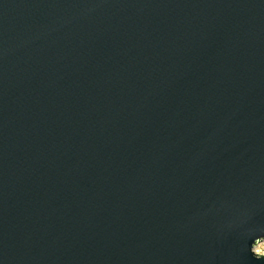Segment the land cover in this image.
Masks as SVG:
<instances>
[{
  "label": "water",
  "instance_id": "water-1",
  "mask_svg": "<svg viewBox=\"0 0 264 264\" xmlns=\"http://www.w3.org/2000/svg\"><path fill=\"white\" fill-rule=\"evenodd\" d=\"M264 0H0V264H264Z\"/></svg>",
  "mask_w": 264,
  "mask_h": 264
},
{
  "label": "rangeland",
  "instance_id": "rangeland-1",
  "mask_svg": "<svg viewBox=\"0 0 264 264\" xmlns=\"http://www.w3.org/2000/svg\"><path fill=\"white\" fill-rule=\"evenodd\" d=\"M254 251L259 255H264V239L260 240L254 247Z\"/></svg>",
  "mask_w": 264,
  "mask_h": 264
}]
</instances>
